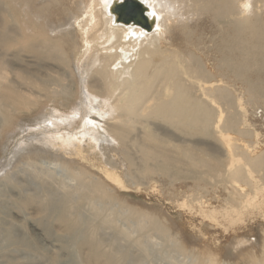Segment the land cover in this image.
Returning <instances> with one entry per match:
<instances>
[{
  "label": "bare ground",
  "instance_id": "6f19581e",
  "mask_svg": "<svg viewBox=\"0 0 264 264\" xmlns=\"http://www.w3.org/2000/svg\"><path fill=\"white\" fill-rule=\"evenodd\" d=\"M101 2L103 9L93 12L92 20L83 12L86 0L11 2L19 9L22 34L17 37V28L0 24V48L5 52L21 42L22 50H30L36 57L42 56L41 49L49 48L50 56L64 57L70 63L69 54L80 49L81 41L87 43L75 64L82 93L72 114L63 115L50 107L42 109L37 125L22 121L16 134L9 136L11 144L14 143L13 156L6 165L16 158L14 168L22 163L36 169L38 163L44 162L43 158H53L57 166H63V171L77 182L71 187L62 182L66 203L61 217L68 221L71 230H76L83 219L80 208L86 203L94 210V220H103L122 236L127 237V231L114 223L121 218L130 221L134 218L137 231L153 237L151 234L156 230L168 242L183 248L168 228L156 219L151 221L153 211L139 212L118 196L119 188L127 187L122 171L126 168L131 172L134 163L130 158L127 141L130 131L126 124L129 118L154 116L184 137L204 135L213 128L227 148L229 166L235 163L236 149L243 150L245 163L232 172L233 178L244 175L247 166L264 169V149L257 153L260 146L245 140L251 132L247 129V105H258L259 101L264 104V0ZM128 3L140 6L146 24L120 19L119 9ZM5 61L0 60V78L7 70ZM54 80L50 79L52 82L45 86L47 91L63 93L60 88L63 82ZM93 87L105 90L106 94H98ZM3 99V104L12 103L19 109L15 96ZM220 105H227L231 114L224 115L222 109L218 112ZM9 119L4 121L6 125ZM107 120L118 121L113 128H107ZM20 130L22 135L18 138ZM162 131L167 136H176L164 128ZM258 135L256 132L255 136ZM165 139L153 133L148 135L145 154L153 161L162 158L161 164L170 168L171 152L180 150L170 149ZM203 164L216 167L210 161ZM95 166L100 173L92 169ZM143 168L145 176L155 175L156 166ZM129 172L126 175L130 177ZM128 181L134 184V176ZM247 203L264 208V197ZM92 243L94 251L99 252V242ZM244 243L237 241L238 246ZM107 258L108 264L117 261L113 254ZM216 258L209 254L206 264H217ZM199 261L196 258L193 264Z\"/></svg>",
  "mask_w": 264,
  "mask_h": 264
},
{
  "label": "rangeland",
  "instance_id": "374dc122",
  "mask_svg": "<svg viewBox=\"0 0 264 264\" xmlns=\"http://www.w3.org/2000/svg\"><path fill=\"white\" fill-rule=\"evenodd\" d=\"M11 2L1 0L0 24L17 28L20 37L21 15ZM101 4V0H86L83 12L92 20V13L103 9ZM86 43L81 41L80 49L69 54L70 63L64 57L50 56L49 48H43L44 51L40 48V57L22 50L21 42L7 52L0 48V60H7V70L3 72V80L0 78V264H108L109 254L115 256V264H193L196 258L206 264L209 254L218 258L217 264H264V208L247 203L264 197V169L247 166L244 175L233 178L232 172L245 163L243 150L236 149L235 163L229 166L227 148L213 128L204 135L184 137L154 116L129 118L126 124L130 131L127 139L130 158L134 163L131 172L126 168L122 171L127 187L119 188L118 196L139 212L153 211L151 221L156 219L175 234L177 242L184 245L181 249L156 230L151 234L153 237L137 231L134 218L133 221L121 218L114 223L127 231V237L122 236L110 224L94 220V210L86 203L81 207L84 210L80 208L83 219L76 230H71L68 221L61 217L66 203L62 185L66 182L71 187L77 182L70 179L63 166H57L53 158H43L44 162L37 164L38 171L22 163L14 168L16 158L6 165L13 156L14 143L11 144L9 136L16 134L22 121L37 125L42 109L50 107L63 115L72 114L82 93L75 64L85 52ZM91 45L92 49L94 45ZM50 79L63 82L60 88L64 92L49 93L45 86ZM99 89L93 87L104 96L105 90ZM9 94L15 96L19 109L12 103H8L11 107L6 102L3 104L4 96ZM220 109L226 116L231 114L227 105L217 106L218 112ZM247 110V129L251 132L245 140L250 145H259L256 149L259 153L264 149L263 101L247 105ZM7 117H10L8 125L4 123ZM116 121L107 120L105 126L113 128ZM163 128L176 136H167ZM152 133L166 138L170 149L180 150L171 152L170 168L161 164L162 158L153 161L145 154L147 137ZM19 135L21 130L18 138ZM203 161H210L216 167L209 168ZM147 165L156 166L155 175L148 172L145 176L143 167ZM92 169L100 173L96 166ZM126 172L134 176V184L128 181L131 176ZM93 240L99 242V252L94 251ZM237 241L245 243L238 246Z\"/></svg>",
  "mask_w": 264,
  "mask_h": 264
},
{
  "label": "water",
  "instance_id": "95a60500",
  "mask_svg": "<svg viewBox=\"0 0 264 264\" xmlns=\"http://www.w3.org/2000/svg\"><path fill=\"white\" fill-rule=\"evenodd\" d=\"M120 19L124 21H135L146 24L143 10L138 4L128 3L119 9Z\"/></svg>",
  "mask_w": 264,
  "mask_h": 264
}]
</instances>
